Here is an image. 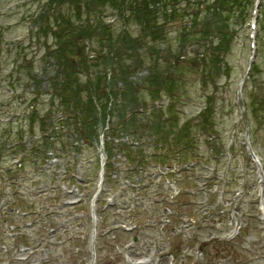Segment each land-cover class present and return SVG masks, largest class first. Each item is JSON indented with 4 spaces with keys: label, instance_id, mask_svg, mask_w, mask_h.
<instances>
[{
    "label": "rangeland",
    "instance_id": "obj_1",
    "mask_svg": "<svg viewBox=\"0 0 264 264\" xmlns=\"http://www.w3.org/2000/svg\"><path fill=\"white\" fill-rule=\"evenodd\" d=\"M188 1L194 3L183 6L189 11L188 21L193 23L203 9L208 29L217 37L210 26L213 0ZM239 3L241 8L234 12L228 28L230 48L220 58L212 54L217 53L214 38L199 35L188 42V36L179 40L181 31L186 35L200 26L199 22L191 28L188 24L169 26L163 39L144 41L143 46L125 51L124 43L118 41L124 23L106 8L100 20L104 31L95 32L86 42L84 54L92 65V86H97L100 74H106L98 86L101 91L91 93L103 92L101 101L92 95L101 119L95 130L91 129L94 134L86 137L77 134L89 135L81 124L67 127L58 119L50 122L56 120L51 116L63 119L69 114L57 100L50 102L55 72L51 67L41 71L46 62L43 45H50L51 38L42 37L32 22L37 13L48 11L47 0H0V143L18 142V127L27 136L25 113L34 101L43 103L37 107L39 117L45 118L41 127L32 125L33 134L40 129L46 135L53 127V149L57 151L56 163L37 171L27 169L13 188L5 169L0 168V218L6 219L0 221V264H264V226L259 211V201L264 200V0H259L258 7L257 0ZM126 31L138 39L137 26L129 25ZM98 37L101 44L96 42ZM108 50L122 55L106 61ZM52 63L49 60L48 64ZM167 73L173 81L157 84ZM171 91L175 97H169ZM82 98L84 102L85 94ZM176 134L188 136L189 144L177 145ZM98 140L111 141L110 147L126 144L128 150L113 147L107 154L105 197L98 206L100 220L91 244L88 198L100 162ZM27 141L31 139H24ZM249 146L260 162L261 177L251 161ZM153 153L166 157L165 161L150 159ZM158 164L188 167L167 179L152 178ZM58 165L62 166L59 170ZM61 177L79 192L73 188L70 197L67 192L57 193L54 181ZM175 181L180 194L190 193L191 197H180L177 211L191 215V222L168 213L173 192L168 184ZM127 182L138 188L131 191ZM15 193L22 201L34 203L31 217L22 220L24 217L12 215L7 219L10 204L18 213L25 212V205L13 197ZM77 194L82 195V204L76 208L63 204V198L69 200ZM104 199L112 202L107 205ZM45 210H49L48 218ZM229 214L244 228L225 245L222 242L231 229ZM38 220L42 222L37 224ZM119 224L137 228L123 234L115 230ZM134 237L137 243L132 242ZM200 247L206 254L204 260Z\"/></svg>",
    "mask_w": 264,
    "mask_h": 264
},
{
    "label": "trees",
    "instance_id": "obj_2",
    "mask_svg": "<svg viewBox=\"0 0 264 264\" xmlns=\"http://www.w3.org/2000/svg\"><path fill=\"white\" fill-rule=\"evenodd\" d=\"M239 1L213 0V7L210 9L212 18L210 26L214 27L213 33L217 35V37H214L208 29L209 20L201 13L203 9H200L201 12L194 16L193 23L192 20L188 21L189 11L185 10L183 6L185 3V5L194 4L188 0H47L46 8L48 11L43 10L39 15L37 13L32 23L37 26L42 37L51 38L50 45H47V43L43 45L42 58L46 62L41 71L45 72L47 68L51 67V70L56 74V77L50 82L51 87L49 88L52 90L50 94L53 97L50 99V102L53 101L54 103V100H57L58 105L64 108L65 113L69 114L68 117L63 115L66 119L60 117V124H66L68 127L81 124L82 129L89 135L83 134V132H77V134L91 137L93 135L91 129L95 130L96 124L100 121L99 113L95 109L96 103L94 104L92 101V95L98 101H101L103 92L98 94L91 93L101 91L98 86L101 87V84L104 83L106 74H100L97 77V86H92L90 83V79L92 78L90 76L93 74L91 72L92 65L89 63L88 56L84 54L87 49L86 42L92 38L95 32L104 31L100 20L101 16L106 12L104 11L106 8H110L115 14H118L124 23L125 29L119 36L118 41L124 43L122 45L125 51L130 50V47L138 48L143 46L144 44L142 43L144 41L147 44L148 42L155 43L163 39L167 34L166 31H168L169 26L179 25L180 28H183L188 24L189 28H191L196 22H199L200 26L196 24L195 26L197 27H194L190 33L184 35L185 30L181 31L179 40H184L188 36L186 40L188 42L197 39L199 35L214 38L217 41L215 47L217 53L214 52L212 54L214 57L218 54L220 58L221 54H225L230 48L231 33L228 28L231 25L234 12L241 8ZM262 7L264 17V4ZM206 11L207 8H205L204 13ZM259 11L260 9L256 13L258 14ZM84 17L85 19H83ZM205 21L207 22L206 24ZM129 25L137 26L139 29L138 39H132L128 31H126ZM96 42L101 44L100 37H98V41ZM191 44L194 45L195 42ZM255 47L257 48V44H255ZM11 50H13V47ZM113 51L108 50L106 61L113 57L116 59L119 55H122V53L116 55L115 50ZM8 53L10 52L8 51ZM49 60H52L53 63L48 64ZM191 62L195 64V62ZM16 65L14 68L19 67ZM81 76L86 78L82 82ZM169 78H171L169 73L165 76L162 74L161 78L157 79V84L164 86L173 81ZM34 79L32 78L33 81H35ZM124 80L126 81V79ZM125 81L122 82L127 89ZM34 90L35 88L32 89V92ZM83 94L86 96L84 102L82 98ZM168 95L169 97H175V93L172 91L168 92ZM38 105L43 107V103L37 104L33 101L32 105H29V111L25 113L27 119L24 120L28 122V131L31 133H33V129H31L32 125L38 124L41 127V123L45 118V116L39 117L40 111H38ZM18 128L20 133L17 132V136L19 137L17 140L20 141L24 131L21 127ZM40 140L42 141L41 146H49V139L45 135H42ZM189 140L188 136L178 134L176 144L186 147L189 144ZM41 146H37L36 142V146L32 147L31 151H36ZM22 148L23 146H21L20 142H17V144L10 147V150L13 155H16L21 152ZM26 150L23 149V152Z\"/></svg>",
    "mask_w": 264,
    "mask_h": 264
},
{
    "label": "bare ground",
    "instance_id": "obj_3",
    "mask_svg": "<svg viewBox=\"0 0 264 264\" xmlns=\"http://www.w3.org/2000/svg\"><path fill=\"white\" fill-rule=\"evenodd\" d=\"M26 101V100H25ZM25 103V102H24Z\"/></svg>",
    "mask_w": 264,
    "mask_h": 264
}]
</instances>
